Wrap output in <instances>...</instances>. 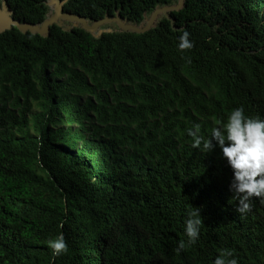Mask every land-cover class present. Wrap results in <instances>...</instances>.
I'll return each instance as SVG.
<instances>
[{"label":"trees","instance_id":"trees-1","mask_svg":"<svg viewBox=\"0 0 264 264\" xmlns=\"http://www.w3.org/2000/svg\"><path fill=\"white\" fill-rule=\"evenodd\" d=\"M177 1L61 0L137 26ZM3 3L21 24L50 15L47 0ZM170 16L144 34H0V264H213L223 249L264 264V203L238 214L220 150L187 135L209 138L240 106L264 118V0H184ZM192 207L199 239L177 252Z\"/></svg>","mask_w":264,"mask_h":264},{"label":"clouds","instance_id":"clouds-1","mask_svg":"<svg viewBox=\"0 0 264 264\" xmlns=\"http://www.w3.org/2000/svg\"><path fill=\"white\" fill-rule=\"evenodd\" d=\"M190 33L183 30L178 36V50L183 54L194 47L189 39ZM220 125L211 130L209 138L199 134L200 125H194L187 130L192 138V147L204 153L220 150L221 158L232 170V180L229 191L236 201V212L245 215L252 209L253 198L264 203V118L247 116L242 106L234 108L226 122L217 121ZM201 209L194 208L188 212L185 221L187 240L177 244L176 251L196 244L199 239L200 227L203 223ZM63 225L61 224V227ZM53 259L68 251L63 233L48 241ZM213 264H238V258L233 250L223 249L213 261Z\"/></svg>","mask_w":264,"mask_h":264},{"label":"water","instance_id":"water-1","mask_svg":"<svg viewBox=\"0 0 264 264\" xmlns=\"http://www.w3.org/2000/svg\"><path fill=\"white\" fill-rule=\"evenodd\" d=\"M52 2L55 4L56 14L52 16L51 18L47 19L41 26L25 25V24H21L19 21L14 20L12 13L8 10V7L3 3L0 7V34L4 33L5 31H9L15 28L23 34L30 33L32 35H39L42 37H46L49 34V29L52 26L57 25L58 20L76 22L79 24L78 28L83 29L85 32L91 35H93L92 31H94L97 28V26H100L105 23L116 24L118 27V31L116 32L144 34L156 26L157 22L155 23L154 18L160 13L165 15V19L169 20L170 22H173L170 16V13L180 11L183 7L184 0H178L177 4L174 6L157 8L151 14L152 21H150L145 27L142 26L143 23L138 26L129 24L128 22L122 20L119 14H116L113 18L105 17L103 20L98 21L96 23H92V25H89V22L81 17L64 14L63 13V3L61 2V0H52ZM167 12L169 13L168 15H167ZM93 36L97 38L100 35L99 36L93 35Z\"/></svg>","mask_w":264,"mask_h":264},{"label":"rangeland","instance_id":"rangeland-1","mask_svg":"<svg viewBox=\"0 0 264 264\" xmlns=\"http://www.w3.org/2000/svg\"><path fill=\"white\" fill-rule=\"evenodd\" d=\"M48 3V7L50 9V15L48 17L51 18L52 16H54L56 14V7H55V4L52 2V0H48L47 1ZM169 13L167 12V15ZM152 15L148 16L145 18L142 26L145 27L147 26V24L152 21ZM162 18H165V15L160 13L158 14L155 18H154V21L155 23L162 19ZM57 25H59L60 27L66 29V30H70L72 28H78L79 27V24L76 23V22H68V21H65V20H58L57 21ZM89 25H92V23H89ZM118 31V27L116 24L114 23H105V24H102L100 26H97V28L92 31V34L95 35V36H99L101 35L102 33H105V32H116Z\"/></svg>","mask_w":264,"mask_h":264}]
</instances>
